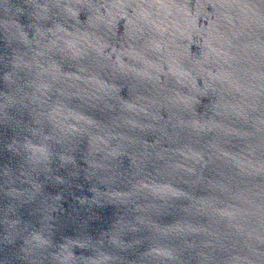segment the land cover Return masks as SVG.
I'll return each instance as SVG.
<instances>
[{"label": "water", "instance_id": "1", "mask_svg": "<svg viewBox=\"0 0 264 264\" xmlns=\"http://www.w3.org/2000/svg\"><path fill=\"white\" fill-rule=\"evenodd\" d=\"M0 264H264V0H0Z\"/></svg>", "mask_w": 264, "mask_h": 264}]
</instances>
